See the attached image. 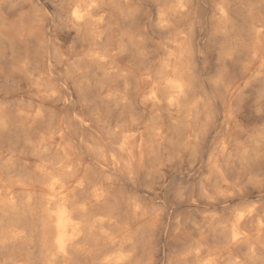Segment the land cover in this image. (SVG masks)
<instances>
[{
    "label": "bare ground",
    "instance_id": "6f19581e",
    "mask_svg": "<svg viewBox=\"0 0 264 264\" xmlns=\"http://www.w3.org/2000/svg\"><path fill=\"white\" fill-rule=\"evenodd\" d=\"M67 1L60 24L80 41L76 53L49 44L41 20L21 12L30 2L11 12L16 21L0 18V91L16 80L21 96L14 111L0 108V264H149L163 220L149 192L164 196L157 176L182 156L196 164L176 202L199 238L182 243L172 264H264V133L242 141L240 125L246 96L264 99V0L215 6L210 41L223 70L212 79L198 54L193 75L181 26L188 0H148L159 40L149 45L135 30L134 0ZM77 6L82 21L71 15ZM53 59L61 87L42 68L53 70ZM73 96L80 110L65 116ZM218 183L231 194L208 199Z\"/></svg>",
    "mask_w": 264,
    "mask_h": 264
},
{
    "label": "rangeland",
    "instance_id": "374dc122",
    "mask_svg": "<svg viewBox=\"0 0 264 264\" xmlns=\"http://www.w3.org/2000/svg\"><path fill=\"white\" fill-rule=\"evenodd\" d=\"M30 2V6L23 9L21 12H29L31 15H35L36 19L41 20V26L45 28L48 33L49 44H55L61 52L76 53L80 51L81 44L74 35L67 33V30L60 24L61 17L63 20L69 15V1L67 0H0V18L5 24L14 22L18 19L19 15H11L14 9L19 10L25 3ZM201 3L200 0H188L189 14L187 15V22L181 23L182 28L189 34V47L193 54L192 71L194 76L203 75L205 79H212L216 71L223 70L220 62L217 61L218 48L214 46L210 39L214 34L215 20H214V8L218 4L219 0H205ZM135 13L132 16L136 32H140L143 35V43L150 44V41L154 44H158L159 40L152 30V24L150 22L154 19V9L152 4L148 0H134ZM204 7H203V6ZM204 8V9H203ZM203 9V10H202ZM205 10V11H204ZM204 14V15H202ZM203 16V17H202ZM39 24V23H38ZM0 25V30L2 29ZM200 43L198 44V42ZM7 58H12L8 49L5 50ZM200 55L204 59V70L200 73L201 65L194 62L195 55ZM50 64L53 66V70H48L46 67H42L44 73L50 75L52 78V86H60L61 83L54 80L56 74L59 72L61 64L59 60L53 59ZM200 66V67H199ZM200 68V69H199ZM199 69V70H198ZM4 80L2 79V83ZM10 90L5 93V90L0 91V108H6L11 112L14 111L20 104V91L17 88V81H9ZM2 89V88H1ZM99 96V97H98ZM95 96V102L99 104L100 95ZM71 110L63 112V115L76 114L80 110L78 100L72 97ZM262 99L257 96H246L243 103V112L241 117V140L245 141L248 135L251 133H264V114L261 113L260 105ZM47 109L49 111L58 112L59 109L54 105L49 104ZM214 113V109L211 106ZM223 128H216L209 139L211 142L218 140L223 132ZM176 163L164 173L158 175L156 180V186L161 184V187L168 189L164 196L160 194L156 195L157 191L149 192L148 202L151 207L156 211L162 210L161 221L163 229L170 237L165 238L163 232L159 227L160 221L157 224L154 223L155 228L153 231V239L149 246V264H172V261L176 257H179V249L182 243H187L191 239H198L195 228L199 225L191 222L187 209H180L179 201L176 202V193L179 192L184 185H182V178L186 173H189L195 166L196 162L188 159V156H182L181 159L175 161ZM194 172L191 171L192 174ZM174 175L177 176L173 177ZM258 180L262 176V172H258ZM181 179V180H180ZM155 189V188H154ZM184 195L182 199H184ZM166 203L169 208L164 210L161 208L162 203ZM178 203V204H177ZM159 212V211H158ZM157 212V213H158ZM198 223V222H197ZM161 226V227H162ZM180 229L179 239L174 238L175 231ZM175 231L173 232V230ZM173 234V237H172ZM174 238V239H172Z\"/></svg>",
    "mask_w": 264,
    "mask_h": 264
},
{
    "label": "snow or ice",
    "instance_id": "6c2138e0",
    "mask_svg": "<svg viewBox=\"0 0 264 264\" xmlns=\"http://www.w3.org/2000/svg\"><path fill=\"white\" fill-rule=\"evenodd\" d=\"M94 7L96 5H93ZM72 17H74L75 20L77 21H82L84 19L83 14L80 12L79 7L77 6L76 9L74 11L71 12ZM260 109H261V113L264 114V99H262L261 105H260ZM223 174H221L222 176ZM223 183H227V181H223ZM260 183L261 186L264 187V176H261L260 178ZM222 188V184L218 183L217 187L215 190H210L209 193H206V196L208 199H217L220 196L226 195V194H231L228 193L226 190L221 191L220 189ZM248 212L251 211V209H247ZM237 220L242 219L243 216L245 215V211H237L235 213ZM234 240L239 239L238 234H236L235 232H233V237Z\"/></svg>",
    "mask_w": 264,
    "mask_h": 264
}]
</instances>
